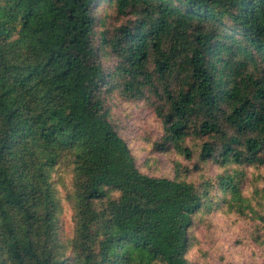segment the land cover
<instances>
[{
	"label": "trees",
	"instance_id": "16d2710c",
	"mask_svg": "<svg viewBox=\"0 0 264 264\" xmlns=\"http://www.w3.org/2000/svg\"><path fill=\"white\" fill-rule=\"evenodd\" d=\"M115 95L153 109L173 175ZM218 214L264 255V0H0V264H213Z\"/></svg>",
	"mask_w": 264,
	"mask_h": 264
},
{
	"label": "rangeland",
	"instance_id": "374dc122",
	"mask_svg": "<svg viewBox=\"0 0 264 264\" xmlns=\"http://www.w3.org/2000/svg\"><path fill=\"white\" fill-rule=\"evenodd\" d=\"M113 15L110 4L101 3L97 10V31H101ZM113 22V21H112ZM99 37V36H98ZM113 107L111 115L116 123L121 136L127 141L138 165L143 171L157 175H173L175 162L158 151H151V144L162 134L161 123L155 112L145 100L125 101L118 95L112 97ZM150 151V152H149ZM71 213L65 214V232L71 230ZM217 220L222 227L211 230L216 233L218 249H213L208 241V232L199 230V236L204 240V247L208 251V261L221 264V258L238 264H264V255L252 241L250 224L246 221L236 223L234 219L217 215ZM194 260L202 261L200 253H194Z\"/></svg>",
	"mask_w": 264,
	"mask_h": 264
}]
</instances>
